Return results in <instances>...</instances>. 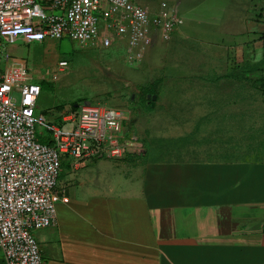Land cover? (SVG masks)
<instances>
[{"label": "rangeland", "instance_id": "1", "mask_svg": "<svg viewBox=\"0 0 264 264\" xmlns=\"http://www.w3.org/2000/svg\"><path fill=\"white\" fill-rule=\"evenodd\" d=\"M163 1L178 10L184 24L170 33L173 39L164 41L158 38L154 48L145 51L140 62L129 60L128 42L124 36L112 35L107 41L102 35L92 46L82 45L69 38L49 39L44 43L28 42L20 38L13 43H1L0 70L3 72L14 63L23 64L32 75V81L45 86L36 102V116L43 114L49 122L65 129L73 124L63 122L61 114L76 102L89 101L122 110L124 115L120 142L123 143L133 136L138 137V145L141 148L142 144L145 146V155L149 160L159 157L154 151L163 147L173 154H177V150L184 147V155L187 156L210 160L229 159L239 153L242 141L247 145V148L244 145L242 147L248 157L251 153L254 156L264 153L261 149H256V146L260 147L258 141L264 142V93L250 81H210L211 77L227 71L220 67L229 63H243L241 68L247 63H259L262 66L264 0L135 2L154 13L159 10ZM42 6L49 9L46 3H42ZM55 14L62 13L56 10ZM153 31L163 35L160 30ZM243 32L246 40L237 44L239 35ZM63 59L68 61V65L59 69V61ZM192 63H198V67L202 66L204 69H185ZM164 65L179 66L183 70L166 73V68H162ZM228 71L238 74L242 69ZM194 72L197 76L199 74L196 80L191 77ZM183 73L185 76H182ZM53 75L57 77L53 78ZM163 76L166 79L160 85H154L153 81ZM243 84L247 91V101L241 107L244 106L245 110L233 107L230 111L235 116L224 118L229 107L218 108V112L216 111L217 107L214 106L219 105V102L211 101L214 88L219 91L223 88L222 93L228 95ZM149 94L158 95V102L154 106L145 99ZM13 95L20 96L18 92ZM133 96H136L135 100H132ZM211 111H215L217 115L210 114ZM210 120L216 121L215 129H210ZM41 134H46L47 137L51 135L37 124L36 135L39 139L43 137ZM196 134L197 139L194 138ZM251 147L255 149L252 150ZM145 155H137V158L144 159ZM98 159H103L99 167L91 162L87 169L78 171V160L69 154H61L58 189L63 190L69 180L70 183L77 182L74 180L78 176L96 174L97 168H104L105 172L127 174L128 169L114 163V158ZM87 163L89 161L79 162L80 166ZM71 189L75 190V187ZM78 192L81 189L75 190V193ZM61 200L56 203V208ZM33 231L36 235L44 229ZM38 243L43 264H53L39 240ZM0 255L4 257L2 250ZM53 257L59 264L60 257Z\"/></svg>", "mask_w": 264, "mask_h": 264}, {"label": "crops", "instance_id": "2", "mask_svg": "<svg viewBox=\"0 0 264 264\" xmlns=\"http://www.w3.org/2000/svg\"><path fill=\"white\" fill-rule=\"evenodd\" d=\"M171 34L152 31L145 51L154 48L158 38L173 39ZM239 36L237 44L246 40L245 32ZM198 63L185 69H204ZM172 65L162 68L166 73L183 70ZM242 65L221 66L227 71L210 81L249 82L228 71L241 70ZM198 76L191 74L195 80ZM163 79H155L154 85ZM245 88L240 85L225 95L223 88L215 87L211 101L219 102L216 111L229 107L224 118L235 116L233 107L244 111ZM215 124L210 120V129ZM258 143L256 149L264 152V142ZM242 146L229 159L187 156L184 147L173 154L163 147L154 151L159 157L149 160L145 146L136 143L112 159L128 169L127 174L97 168L96 174L78 176L77 182L69 180L60 188L56 220L36 238L53 264H58L53 256L60 257L59 264H264V153L248 157ZM102 160H83L89 163L76 169H87L91 162L99 167ZM0 264H6L1 255Z\"/></svg>", "mask_w": 264, "mask_h": 264}, {"label": "built area", "instance_id": "3", "mask_svg": "<svg viewBox=\"0 0 264 264\" xmlns=\"http://www.w3.org/2000/svg\"><path fill=\"white\" fill-rule=\"evenodd\" d=\"M135 1L0 0V46L20 38L28 42L69 38L92 46L102 35L107 41L117 35L127 39L129 60L140 62L153 29L168 35L184 19L165 1L154 13ZM67 65V60L59 61V69ZM32 79L20 63L0 70V250L7 264H43L33 230L56 220L61 154L76 158L78 165L86 159L122 157L138 143L136 136L120 142L124 113L104 104L70 105L61 114L63 122L73 124L67 129L43 114L37 117L42 88ZM37 124L51 134L53 144L38 140Z\"/></svg>", "mask_w": 264, "mask_h": 264}, {"label": "trees", "instance_id": "4", "mask_svg": "<svg viewBox=\"0 0 264 264\" xmlns=\"http://www.w3.org/2000/svg\"><path fill=\"white\" fill-rule=\"evenodd\" d=\"M262 63L264 62V59H262ZM236 76L238 77H244V79L246 81H250L253 85H255L257 87V89H259L261 92L264 93V63L261 65H259V63L256 64H249L247 63V65L244 66V68L242 69L241 73L236 74ZM43 83V82H42ZM42 90L45 89L44 84H40ZM153 95V94H152ZM145 99L150 103H152V99H149L145 96ZM79 102H76L74 104H72L73 106L77 105ZM43 137L42 139L38 140L42 143L45 144H53V140L51 138V135H49L48 137L46 136V134H41Z\"/></svg>", "mask_w": 264, "mask_h": 264}, {"label": "water", "instance_id": "5", "mask_svg": "<svg viewBox=\"0 0 264 264\" xmlns=\"http://www.w3.org/2000/svg\"><path fill=\"white\" fill-rule=\"evenodd\" d=\"M148 98H149V99H152V103H151V105L154 106V105H155V101H156V99H157V96H156V95L149 94V95H148ZM87 102H89V101H87Z\"/></svg>", "mask_w": 264, "mask_h": 264}]
</instances>
